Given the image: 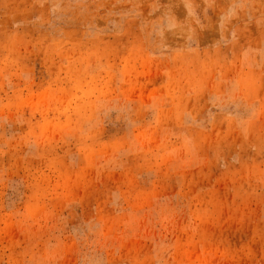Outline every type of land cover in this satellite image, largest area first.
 I'll return each instance as SVG.
<instances>
[{"label":"rangeland","instance_id":"rangeland-1","mask_svg":"<svg viewBox=\"0 0 264 264\" xmlns=\"http://www.w3.org/2000/svg\"><path fill=\"white\" fill-rule=\"evenodd\" d=\"M0 264H264V0H0Z\"/></svg>","mask_w":264,"mask_h":264}]
</instances>
